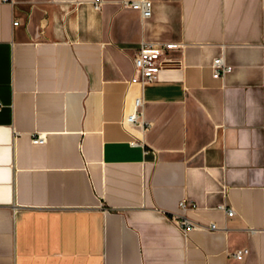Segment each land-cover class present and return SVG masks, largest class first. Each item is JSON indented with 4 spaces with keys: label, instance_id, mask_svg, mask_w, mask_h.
I'll return each instance as SVG.
<instances>
[{
    "label": "crops",
    "instance_id": "obj_1",
    "mask_svg": "<svg viewBox=\"0 0 264 264\" xmlns=\"http://www.w3.org/2000/svg\"><path fill=\"white\" fill-rule=\"evenodd\" d=\"M102 1L0 0V264H264V0Z\"/></svg>",
    "mask_w": 264,
    "mask_h": 264
},
{
    "label": "built area",
    "instance_id": "obj_2",
    "mask_svg": "<svg viewBox=\"0 0 264 264\" xmlns=\"http://www.w3.org/2000/svg\"><path fill=\"white\" fill-rule=\"evenodd\" d=\"M8 1V0H3ZM93 7L99 10L103 4L102 0H93ZM123 6L138 9L141 11L143 18H149L153 13V2L152 0H125ZM181 47L178 43H151L143 41L137 51L134 58L135 65V75L133 76L132 82L141 85L147 82L154 81L158 78L160 71L163 68L174 66L178 61L168 55L170 51H174ZM213 76L219 78L224 76L226 73L232 70V66L227 64L223 56H219L213 60ZM143 101L140 97L136 98L134 109L130 113L126 122L131 125H137L146 130L149 127V123L144 120V115L142 111ZM3 108V103L0 98V111ZM45 137L42 134H38L33 138L34 143H43ZM182 207L185 206L184 203L181 204ZM218 209L224 210L229 216L234 214L232 208H228L226 204H219ZM173 218L177 223L185 230L191 229H217V224L211 223L209 225L200 224L195 222L183 215H174ZM249 253V249L243 248L235 252L234 256L237 259H242L246 254Z\"/></svg>",
    "mask_w": 264,
    "mask_h": 264
}]
</instances>
